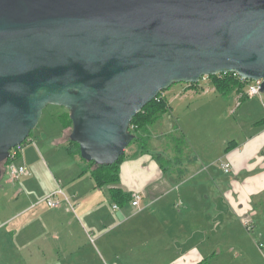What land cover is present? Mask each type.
Returning a JSON list of instances; mask_svg holds the SVG:
<instances>
[{"label":"water","instance_id":"95a60500","mask_svg":"<svg viewBox=\"0 0 264 264\" xmlns=\"http://www.w3.org/2000/svg\"><path fill=\"white\" fill-rule=\"evenodd\" d=\"M230 73L264 93V0H0V164L55 106L110 166L159 93Z\"/></svg>","mask_w":264,"mask_h":264},{"label":"crops","instance_id":"0c3cea01","mask_svg":"<svg viewBox=\"0 0 264 264\" xmlns=\"http://www.w3.org/2000/svg\"><path fill=\"white\" fill-rule=\"evenodd\" d=\"M262 119L252 137L229 142L199 170L167 174L154 159L158 153L126 149L118 183L101 189L88 165L67 153L56 172L83 165L82 172L53 176L29 140L18 158L25 174L15 182L6 170L0 175V264H264ZM64 133L45 154L66 150ZM222 162L230 174L222 173ZM111 188L138 194L139 210L112 203ZM55 191L58 207L49 208L42 200Z\"/></svg>","mask_w":264,"mask_h":264},{"label":"rangeland","instance_id":"374dc122","mask_svg":"<svg viewBox=\"0 0 264 264\" xmlns=\"http://www.w3.org/2000/svg\"><path fill=\"white\" fill-rule=\"evenodd\" d=\"M189 85L174 84L162 92L170 111L161 115L152 126L147 128L144 134L148 152L158 153L165 160L173 159L176 156L173 139L181 137L183 152L177 157L182 162L179 168L182 167L185 171L188 167L190 170L203 169L207 162L216 161L217 157L223 154L225 145L229 142L240 143L246 138L252 137L254 133L252 125L264 117V93L262 92L253 98L245 97L244 99H240L235 92L222 96L216 91L208 76L202 77L193 88ZM238 102L241 105L236 107ZM232 110L234 113H231ZM64 112L67 111L61 107L47 106L29 138L32 141L29 148L40 152V159L49 165L52 175L56 178H59L60 174L73 177L76 173H81L83 169V165L82 167L74 165L75 167H69L66 171H60L61 168H59L60 170L56 172L55 168L60 167L63 161L68 158L64 146L55 147L51 153H44L46 146L61 134V124L58 118ZM71 129L68 128L61 137L62 142H65L64 145L68 146ZM27 145L28 141L22 146L21 153ZM136 145V143H132L128 147L129 149L127 148L129 154L136 150ZM137 148L139 149L138 146ZM194 159L197 160L194 161ZM79 161L82 164H87L81 159ZM14 162L17 167L21 164L17 158ZM162 165L165 173L168 174L171 171L176 173L175 163L163 162ZM201 173L206 174L203 170Z\"/></svg>","mask_w":264,"mask_h":264},{"label":"trees","instance_id":"16d2710c","mask_svg":"<svg viewBox=\"0 0 264 264\" xmlns=\"http://www.w3.org/2000/svg\"><path fill=\"white\" fill-rule=\"evenodd\" d=\"M213 85L222 96H227L231 94L232 92L237 93L238 95H242L241 99H244L246 96H244V88H245V81L240 80V78L235 74H220L218 76H210ZM189 87L193 88L195 85H189ZM163 92V91H162ZM162 92L158 94L156 99L148 103L146 106L143 107V109L136 114V116L132 119L130 123L129 132L133 134L135 137L133 141L129 144V146L132 143H136L137 146L141 151H147L146 145L147 140L146 136L144 135L147 128L149 126H152L163 114H167L170 111V108L164 98L162 97ZM60 124H61V133L68 128H72V123L69 118V112H64L62 116H59L58 118ZM261 124H264V119H262L260 122ZM72 131V129H71ZM70 131V133H71ZM70 135V134H69ZM32 136V131L30 132L28 138L25 142L29 141V138ZM25 142L22 144L24 145ZM174 142V152L175 157L173 159L165 160V158L157 154L154 156L155 161L160 165V168L163 167V162L165 163H175V167H179L181 165L180 158L177 156L182 155L183 148H182V138L179 137L178 139H173ZM128 146V147H129ZM127 147V148H128ZM230 150V147L227 146L225 149V152ZM67 154H69L72 157H78L80 158L79 153V146L76 143H73L68 136V146L66 148ZM19 156H17V159ZM125 159V153L112 165L110 166H99L95 165L93 162H86L89 167V176L93 180L95 187L97 189L104 188L106 186L115 185L118 183L119 180V167L123 160ZM15 160V159H14ZM12 159H7L4 162L0 164V175L5 172V169L8 165L14 162ZM163 170V169H162ZM178 173H183L182 170L179 168L177 169ZM165 171V170H163ZM109 196L112 203H115L117 206H124L128 202H131V197L128 194L122 193L119 189L111 188L109 190ZM199 264H207L205 261L200 262Z\"/></svg>","mask_w":264,"mask_h":264},{"label":"built area","instance_id":"2783aa9c","mask_svg":"<svg viewBox=\"0 0 264 264\" xmlns=\"http://www.w3.org/2000/svg\"><path fill=\"white\" fill-rule=\"evenodd\" d=\"M236 75V74H235ZM239 77V76H238ZM240 78V77H239ZM240 80L242 81H245V92H244V96L248 97V98H253L257 95L260 94V84H261V81H257V82H254V81H246V80H243L240 78ZM241 96L242 95H239V98L241 99ZM239 106V102L236 104V107ZM231 113H234V110L231 111ZM22 146L23 145H20L16 148H13L12 150H10L9 152V158L14 160L17 158V156L20 155L21 151H22ZM220 169L222 171V173L224 175H228L230 174L231 172V167L230 165L227 163V162H222L220 164ZM6 174L8 176V179L10 182H15L18 180V178L22 175L25 174L26 170L23 166H15L14 165V162L11 163L10 165H8L6 167ZM61 195V191H55L51 194H49L47 197H45L42 202L49 208H56L58 207V196ZM139 200H140V197L138 194H133L132 195V198H131V202H130V205L132 208L136 209V210H139ZM114 209H117V206H114ZM243 225L244 227L249 230L250 229V224H249V221H244L243 220Z\"/></svg>","mask_w":264,"mask_h":264},{"label":"bare ground","instance_id":"6f19581e","mask_svg":"<svg viewBox=\"0 0 264 264\" xmlns=\"http://www.w3.org/2000/svg\"><path fill=\"white\" fill-rule=\"evenodd\" d=\"M8 159H9V157H8Z\"/></svg>","mask_w":264,"mask_h":264}]
</instances>
